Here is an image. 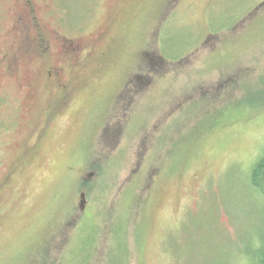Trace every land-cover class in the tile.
I'll return each instance as SVG.
<instances>
[{
	"label": "rangeland",
	"instance_id": "374dc122",
	"mask_svg": "<svg viewBox=\"0 0 264 264\" xmlns=\"http://www.w3.org/2000/svg\"><path fill=\"white\" fill-rule=\"evenodd\" d=\"M263 153L264 0H0V264H252Z\"/></svg>",
	"mask_w": 264,
	"mask_h": 264
},
{
	"label": "trees",
	"instance_id": "16d2710c",
	"mask_svg": "<svg viewBox=\"0 0 264 264\" xmlns=\"http://www.w3.org/2000/svg\"><path fill=\"white\" fill-rule=\"evenodd\" d=\"M228 28V27H227ZM168 35V30L165 31ZM168 40L169 36L164 37ZM250 183L253 188V191L256 193L258 198L259 206L257 205L258 217L264 219V153L257 160L252 171L250 173ZM105 230L104 225L101 227V224H93L88 229L86 224L78 231L80 236L79 246L81 243V248L83 255L88 256L95 249V240H97L99 234ZM110 233L115 236H119L120 233H117L116 226L114 222L111 225ZM86 237V242L84 244V239ZM84 244V245H83ZM249 256L252 258V264H264V233L259 237V245H256L253 250L248 251ZM116 258H119L118 253L114 254ZM87 263V262H86Z\"/></svg>",
	"mask_w": 264,
	"mask_h": 264
},
{
	"label": "flooded vegetation",
	"instance_id": "af4514ba",
	"mask_svg": "<svg viewBox=\"0 0 264 264\" xmlns=\"http://www.w3.org/2000/svg\"><path fill=\"white\" fill-rule=\"evenodd\" d=\"M172 16H173V14L170 15L169 20L172 18ZM210 33H211V31H210ZM55 39L60 41V39H57L56 37H54L53 35H51L50 41H54ZM97 39L98 38H96V40ZM63 41H66V42H69V43L66 44V46L63 45V44H61L56 49V52L58 54V57L61 60L63 58L66 59V57H71V56H73L75 58L76 57L77 58H80L83 55L84 52H89V54L90 53H93V54L95 53V51H94L93 48L91 49V48L88 47L91 42L83 41L82 38H78V40L70 42L69 39H67L66 37H63ZM70 43L75 44V46L72 47V45ZM49 49H52V46L51 45H48V50ZM52 51H54V50H52ZM63 64H64V62H61V63L59 62L58 64L57 63H54V67L56 68L55 73L60 74L63 71V67H62ZM60 80L62 82H64L62 79H60ZM60 87L62 89H64V90H66L68 86L63 83L62 86H60ZM84 183H86L85 180H84ZM85 202H86V198H84V204H85ZM81 207H83V202H82Z\"/></svg>",
	"mask_w": 264,
	"mask_h": 264
},
{
	"label": "water",
	"instance_id": "95a60500",
	"mask_svg": "<svg viewBox=\"0 0 264 264\" xmlns=\"http://www.w3.org/2000/svg\"><path fill=\"white\" fill-rule=\"evenodd\" d=\"M84 198H85V193L82 194L83 208L85 207V204H84Z\"/></svg>",
	"mask_w": 264,
	"mask_h": 264
}]
</instances>
